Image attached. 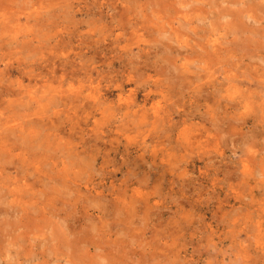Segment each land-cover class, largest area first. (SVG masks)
<instances>
[{
	"label": "rangeland",
	"instance_id": "374dc122",
	"mask_svg": "<svg viewBox=\"0 0 264 264\" xmlns=\"http://www.w3.org/2000/svg\"><path fill=\"white\" fill-rule=\"evenodd\" d=\"M157 1L0 0V124L27 135L0 163V264H264V0ZM50 176L82 238L108 231L56 245Z\"/></svg>",
	"mask_w": 264,
	"mask_h": 264
},
{
	"label": "bare ground",
	"instance_id": "6f19581e",
	"mask_svg": "<svg viewBox=\"0 0 264 264\" xmlns=\"http://www.w3.org/2000/svg\"><path fill=\"white\" fill-rule=\"evenodd\" d=\"M152 1H154V0H151V2ZM230 1H229L230 3L236 4V1H238V0H230ZM242 1H240L238 5H240V4H242V5L244 4L245 5L246 4L245 6H248L249 5V7L250 6L253 7V5H254V4L253 5L250 4V2H244V0H242ZM149 3H150V1H149ZM152 3H154V2H152ZM156 3L157 4H161V5H166V4L169 3V0H158ZM103 5H104V3H101L100 6H103ZM145 6H148V5H145ZM239 11H240L239 15H241V13L243 12V14L241 15V17L244 16V13L250 14L248 12V10H246V9H243V10L241 9ZM239 11H237V12H239ZM235 24H238L237 21H235ZM240 24L244 25L243 23H240ZM166 27L167 26L163 25V30H162V33L161 34L166 35V33H169L170 29H167ZM153 47L154 46H150V49L152 50ZM148 49H149L148 46H146V47H140V51H144L145 52ZM150 49H149V52H150ZM217 49H218V47H217ZM235 56L236 55L234 54V57ZM257 67L258 66L253 65L252 69L253 68L254 69L256 68L255 70H257ZM258 70H260V68H258ZM65 80H66V78H65ZM1 89H2V87H1ZM5 90H6V88H5ZM1 93L4 94L5 91H2ZM6 93L9 94V95H15L17 92L14 91V90H10L8 88L6 90ZM151 95H152L151 91L148 92L145 95V98H146L145 101L151 100L152 99ZM29 98H30V101H34L35 100V97L30 96ZM10 104H12V103L10 102ZM24 105L25 104L23 103V106ZM41 105H43V103L40 104V106ZM25 111H28V110H25ZM154 114L156 116L161 115L160 114V110L155 108ZM21 115H23V114H21ZM17 116H19V115H17ZM13 121H14L13 119L9 118L8 120H5L2 124H0V163H1L2 157L5 154H7L9 156H12V154H13V152H14V150L16 148L21 149V150H25V148H23V146L21 145V143H19V138H18V136L19 137L27 136V135L18 134L22 129L25 130V128H24V126L19 127L17 125L11 124ZM156 122H157V120H156ZM32 123H33V126L34 127H31L30 130L36 134V137H38L41 134V130L39 128L42 129L41 126L45 124L44 123V120L43 119H41L39 121H34L33 120ZM38 123L40 124V127L36 126V124H38ZM14 136H15V138H14ZM13 139H15V140H13ZM30 152H31V150H28L25 153V156L28 155V154H30ZM43 153H44V155H46V157L49 158L48 152H43ZM60 178H61V176H60ZM50 179L52 181H50V180L49 181H46V178H42V179L37 180V182H42V185H44V186L50 185V187L55 190L54 191L55 195L53 193H50V194L48 193V190H49L48 187L49 186L46 189H44V191H41V195L42 196L45 195V199H43V202H42V204L44 206L41 209L39 208V211L38 212L41 213V215L43 216V218H45L46 222L49 225H51V226L54 227L53 228L54 230L52 232V241L54 240L55 242H57L56 245H61L63 247H66V246L69 245V246H71V248H73L72 246L75 244L76 246L78 245V248H79L78 250H80V246H79L80 243L82 241L84 242V239L85 238H89L92 235H94L96 233V230L97 231L98 230L99 231H104V233H106L108 231V225H104V226H101V227H97V225L90 226L89 227V230H90L89 233L87 231L83 232L84 237L82 238V236L80 234V231L74 230L75 224L77 222L76 219H78L77 216H76V214H78V213L73 214L72 211L66 210V208L64 207L65 206L64 203L68 200L67 197H66V195H69L71 197H75L73 199L70 198L68 200L69 202H75V203L72 204L73 205V208H75V207L77 209L79 208L78 205H76L78 203V198L76 197L77 195L75 193H77V192H75V191H77V190H74L72 188V186H67L68 188H66V191L62 190V188H60V186L66 187V185H65V183L63 181L60 182V184H58V183L55 182L57 185L54 184L53 186H51V184H53V181H55V180L58 181V180L55 179V177H52V176H50ZM24 185L25 186H30V184H28V183H25ZM89 189H91V188H89ZM74 195H76V196H74ZM5 196H6L5 201H7V194ZM100 196H103V193ZM1 198H2V193H0V199ZM19 200H20V198L18 197L17 198V201L19 202ZM21 200H23V198H21ZM19 203L20 204L23 203V204L17 206L16 209L14 208L15 209V212L14 213L17 216L20 215L21 218L25 221V219H27V216H28L25 213L26 210H27L26 209V206L24 204L25 202H19ZM60 204L62 205L61 207L59 206ZM4 205H7V203L4 202L3 203V206ZM66 206H68V205H66ZM79 211H81V210H79ZM1 212H2V209H1ZM63 212H65V214H66V216H65L66 217L65 218L66 220H63V223H61V221H60V225H59L58 222L56 223L53 220V217L55 216L57 218V215H61V214H63ZM9 213H10L9 211L3 210V213L2 214H4L6 216ZM50 213H52V214H50ZM70 217H72V218H70ZM71 220H74V223L73 224L70 223ZM63 226H67V227L65 228ZM97 235H101V234L97 233ZM107 236H109V233L107 234ZM108 243H111V238H109ZM94 244L95 243L93 241H90L89 243L86 244V248H87L86 250H87V253L88 254L91 253V250H92L91 249V246H93ZM95 245H96V247H98V250L101 251V252L97 253V255L100 256V257H104V254L102 252H104V250H107V247H105V246L106 245L108 246L109 244L106 243V245H105V241H104V239H102L101 244L100 243H96ZM118 246H121L119 244V242H116L115 244L112 243V247H114L115 249ZM119 251H122V250H119ZM69 256H70L69 262H71L72 264H76L77 259H78V257L76 256V253H73L72 255H69Z\"/></svg>",
	"mask_w": 264,
	"mask_h": 264
}]
</instances>
